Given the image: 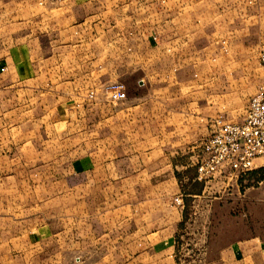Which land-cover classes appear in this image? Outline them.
<instances>
[{
	"label": "crops",
	"instance_id": "0c3cea01",
	"mask_svg": "<svg viewBox=\"0 0 264 264\" xmlns=\"http://www.w3.org/2000/svg\"><path fill=\"white\" fill-rule=\"evenodd\" d=\"M27 4L0 0V47L7 44L0 49V96L6 111L0 117V143L15 145L0 150V192L9 195V204L18 206L26 189L43 191L42 217L34 212L16 220L6 211L0 215V260L10 262L15 255L17 264H177L188 213L184 203L182 208L174 204V198L197 199L201 193L182 195L174 173L190 167L179 159L196 134L185 129L192 120L183 110L152 101V96L167 91L154 84L190 70L196 80L189 87L201 92L208 83L214 99L218 78L229 84L224 88L232 96L252 91L248 89L252 75L242 63L251 48L264 47V0H31ZM62 60L70 72L73 95L90 83L99 85L109 67L114 79L126 69L142 72L125 101L108 107L70 105L72 110L93 111L97 126L111 122V134L97 136L96 148L90 141L89 149L66 167L59 165L63 158L50 135L44 137L43 150L33 146L26 152L29 135L24 119L10 118L15 107L23 115L26 93L31 91L35 103V94L41 95L37 87H51L52 72ZM30 82L32 90L24 87ZM52 106L49 102L43 107L49 112ZM244 116L245 112L240 121ZM194 119V129L200 133L198 127L206 117ZM30 121L31 139L38 142L41 135L34 132L40 118ZM26 174L37 176L29 186ZM196 245L189 247L198 257L211 251L212 246L202 250ZM240 249V258H235L237 249L224 248L219 259L202 264H248L243 262L246 258L264 264V244Z\"/></svg>",
	"mask_w": 264,
	"mask_h": 264
},
{
	"label": "rangeland",
	"instance_id": "374dc122",
	"mask_svg": "<svg viewBox=\"0 0 264 264\" xmlns=\"http://www.w3.org/2000/svg\"><path fill=\"white\" fill-rule=\"evenodd\" d=\"M6 1L15 3L18 0ZM26 2L31 4V0H26ZM26 26H29V30H31V23H27ZM26 29H28V27ZM3 42L7 41L4 40ZM10 44L9 42L8 45ZM5 46L7 47V44H5ZM6 47H0V49H5ZM263 48L262 46L251 48V53L247 54L248 58H243L245 60V63H242L243 68H248L250 75H252L250 79L252 82L248 85V89L251 88L252 91H248V93L245 92L240 96H232L230 93L226 92L227 90L224 87L229 84H226L224 78H218L217 80V94L215 99L209 96L211 85L209 87L208 83H202V85L204 84V87H206L204 91H193L189 86L193 87V81L196 80V77L194 76V72L190 70L180 73V76H178L179 78L174 77L168 82L165 81L163 83L154 84L167 88V91L164 94L152 96V101L169 108L174 107L179 109L180 112L183 110L185 118H190L192 120V126H186L185 129L187 132L191 130V132L193 131V133L196 134L193 137L192 143L187 147L186 154L182 159H179V162H183L190 167L186 170H180L174 173V177L180 182L182 191H184L182 195H187L191 192L201 193L200 198L197 199L191 197L182 198L183 203L187 207L188 224L181 230L183 235L187 234L189 237L186 236V239L180 242L182 246H179L184 247V249H179V253L176 255L175 259L177 264H202V262L208 261L209 258L219 259L218 252L220 249L224 248H231L232 250L237 249L235 251V258L237 259L240 258V248L245 244H264V168L255 169L241 175L236 183H231L229 185L217 181L207 185L205 189L202 183L194 181L195 148L200 146L207 138V125L215 116L227 117V113L229 114L227 117L228 120L239 122L241 115L244 114L246 110L249 98L254 94L252 93L254 92V88L263 82L264 72L258 64L259 52ZM65 66L63 60L58 62L57 71L52 72L51 75L53 77L51 79L50 88L48 85L39 87V89L37 87V90L41 91V95L35 94V103L32 102V97L34 96L31 94V91L29 95L26 93L24 96L25 109L21 112L23 115H18L20 112L18 113L15 110L16 107L13 113L10 112L12 114H10V118L19 117L24 119L25 133L29 135V141L24 145L25 151H29L33 146L43 150L45 146L44 137L50 135L56 142L57 151H60L63 158L59 163L62 167H66L72 158L80 156L81 153L89 149L88 143L90 141L93 142L91 143L92 148H96L97 136L103 138L106 136L105 134H111V122L106 123L105 126H97L96 118L93 117V111L72 110L70 105L72 103H81L86 106L92 103H101L108 107L110 102L101 93V88L104 85L113 83L112 81L121 82L125 84L126 90L129 92L133 87H136L135 82L140 75H142L140 70L132 73L128 72V69H126L124 75H121L118 79H114L112 76V68L109 67L104 70L103 75L105 78L99 85L95 82V85L90 83L88 87H84L81 90L79 89L77 94L73 95L71 87L72 81L69 78L70 72L67 71ZM30 68H32V66L29 67V69ZM3 70H5V68H3ZM31 85L32 82L26 84L24 87L28 90H32L33 87ZM76 91L77 90H74V93H76ZM90 92H94L91 99L88 97ZM128 95L130 96L129 93L127 96ZM38 99L41 101L40 106L38 104L40 102H38ZM1 101L4 100L0 96V117L2 114L6 113V111L2 110ZM49 102H51L53 106L51 111L48 112L47 109L44 110L43 106ZM214 102L216 111L213 110ZM209 111L210 113L212 112L213 115H210ZM200 116L203 118L206 117V121H201V126L198 127L201 131L199 133L198 130L196 132L194 129L196 128L194 124L197 122L194 118ZM33 118H40L41 121L39 130L34 132L35 134L41 135L38 142H33L31 139V135L33 134V122L30 120ZM49 118L51 122L50 128L48 126ZM15 133V129L12 130V134ZM86 136L89 137L87 138ZM13 147H15V145H11V143H0V150L4 149L9 151L12 150ZM34 177L37 179L36 175H25L26 186L30 185V181H32ZM203 188L204 193L202 194ZM43 194L41 190L26 189L24 201L21 202L20 205L14 206L11 205V203L9 204L6 200L9 195L0 192V215L4 214V211H6L7 214H11L13 220H16L34 212L42 217L41 205L43 201L41 200L44 198ZM192 200H196V203L193 205L191 202ZM7 205L13 207H7ZM195 238H201V241L199 242L198 239ZM185 244L188 245L185 246ZM190 244L191 246L192 244L193 246L198 244L195 248L202 247V250L207 248L208 245L212 247H210V253L198 257L195 250L189 247ZM190 249H193V252H191ZM244 258H246V256ZM247 261H249L248 264H260V261L256 258L251 260H247L246 258L243 262ZM16 262L15 255L11 256L10 262L7 258L6 260H0V264H17ZM232 264L242 263L234 261Z\"/></svg>",
	"mask_w": 264,
	"mask_h": 264
},
{
	"label": "built area",
	"instance_id": "2783aa9c",
	"mask_svg": "<svg viewBox=\"0 0 264 264\" xmlns=\"http://www.w3.org/2000/svg\"><path fill=\"white\" fill-rule=\"evenodd\" d=\"M258 61L264 72V48ZM138 84L142 86L143 81ZM93 93H89L90 99ZM101 93L110 103L128 97L121 82L104 85ZM208 128L207 138L195 148L194 181L205 187L217 181L229 185L236 183L241 175L264 168V83L249 98L243 120L234 122L218 116ZM174 204L182 208V197L174 198Z\"/></svg>",
	"mask_w": 264,
	"mask_h": 264
},
{
	"label": "trees",
	"instance_id": "16d2710c",
	"mask_svg": "<svg viewBox=\"0 0 264 264\" xmlns=\"http://www.w3.org/2000/svg\"><path fill=\"white\" fill-rule=\"evenodd\" d=\"M200 185H201V184H200ZM191 193H193V192H191ZM191 193H190V194H191ZM198 193H200V192H198Z\"/></svg>",
	"mask_w": 264,
	"mask_h": 264
}]
</instances>
